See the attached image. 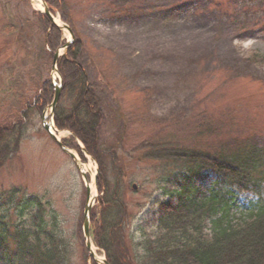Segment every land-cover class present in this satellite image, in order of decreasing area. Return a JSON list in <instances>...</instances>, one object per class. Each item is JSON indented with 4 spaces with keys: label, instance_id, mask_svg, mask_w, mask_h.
Listing matches in <instances>:
<instances>
[{
    "label": "rangeland",
    "instance_id": "1",
    "mask_svg": "<svg viewBox=\"0 0 264 264\" xmlns=\"http://www.w3.org/2000/svg\"><path fill=\"white\" fill-rule=\"evenodd\" d=\"M223 1L63 0L55 12L54 17L65 21L84 43L80 63L104 116L101 145L122 140V147L116 148L119 169L125 174L120 198L131 216L127 235L136 243L154 224L153 200L163 192L159 170L150 162L137 161L140 153L133 149L138 140L152 135L155 122L188 116L197 101L217 125L231 121L239 131H249L245 127L250 125L254 141L264 146V0ZM40 11L34 0H0V129L6 126L13 136L21 134L18 152L0 166V221L30 229L40 208L45 232L65 240L66 264H92L81 228L86 204L83 179L42 130L48 108L41 111L33 102L39 85L58 77L51 73L47 33L38 27ZM64 39H69L67 32L61 34V45ZM120 108L129 114L139 111L147 125L137 124L126 135L114 119ZM60 139L82 157L67 133ZM89 159L90 196L96 197L89 234L96 256L105 259L91 233L100 193L94 180L98 166ZM254 200L251 194H240L231 210L233 224L245 217Z\"/></svg>",
    "mask_w": 264,
    "mask_h": 264
},
{
    "label": "trees",
    "instance_id": "2",
    "mask_svg": "<svg viewBox=\"0 0 264 264\" xmlns=\"http://www.w3.org/2000/svg\"><path fill=\"white\" fill-rule=\"evenodd\" d=\"M43 1L53 12L63 7V0ZM36 16L39 29L47 33L46 46L54 53L61 46V32L44 15ZM83 49V41L77 39L58 63L62 94L53 118L55 127L72 133L98 165L102 195L99 212L91 215V233L107 264H264V146L254 141L250 125L245 127L249 131H239L231 121L217 125L197 101L190 115L155 122L152 135L132 146L140 153L137 161L159 170L163 192L153 200L154 224L143 230L142 241L129 238L131 216L121 200L125 174L116 154L122 140L108 147L100 143L104 116L80 63ZM37 91L40 95L35 93L33 102L42 111L51 103L53 86L45 81ZM114 119L126 135L148 121L139 111L129 114L121 108L114 111ZM13 133L6 126L0 129V166L18 152L21 134ZM240 194H251L255 200L245 217L233 224L231 210ZM31 224L27 229L0 221V264H66L65 240L45 232L40 208Z\"/></svg>",
    "mask_w": 264,
    "mask_h": 264
},
{
    "label": "water",
    "instance_id": "3",
    "mask_svg": "<svg viewBox=\"0 0 264 264\" xmlns=\"http://www.w3.org/2000/svg\"><path fill=\"white\" fill-rule=\"evenodd\" d=\"M42 6H43V14L53 23V25L57 26L60 30H66L69 34H70V38L71 41H73V36L69 30V28L64 25V24H60V25H56V23L54 22V18L52 17V15L50 14L47 6L45 5V3L41 0ZM71 42L67 43L64 48L67 49L70 46ZM60 57V54L58 53V51L56 53H54L53 55V62H52V72H56V63L58 62V59ZM60 94H61V82L58 86H54V96L52 99V103L50 105V112L51 115L53 114V110L56 106V104L59 101L60 98ZM51 126L53 127V125L51 124ZM44 129L49 133L50 137L52 139H54L57 144L59 145V147L61 148V150L66 153L67 155H69L74 162L76 163V165L79 167L80 164L78 163L77 159L74 157V155L72 153H70V151H68L65 147L62 146V144L58 141V139L56 138V136L52 133L49 132V126L48 125H44ZM55 131V130H54ZM82 177L85 179V175L84 173H81ZM135 188V187H133ZM89 188L86 184V205L84 207V211H83V221H82V227H83V235H84V240H85V247L86 250L88 252V256L89 257H94V255L92 254L91 251V241H90V236H89V214L91 211V207H92V203H93V198L89 199ZM94 261L96 262V260L94 259ZM103 263L106 264V262L103 260Z\"/></svg>",
    "mask_w": 264,
    "mask_h": 264
},
{
    "label": "bare ground",
    "instance_id": "4",
    "mask_svg": "<svg viewBox=\"0 0 264 264\" xmlns=\"http://www.w3.org/2000/svg\"><path fill=\"white\" fill-rule=\"evenodd\" d=\"M34 6L38 9V10H42V3L40 0H34ZM55 19V22H58V18H54ZM51 132H53V130L51 129ZM66 133H58L56 134L58 137H62L64 136ZM92 166H91V161L90 159L87 160V163L83 166V171L85 172H89L90 173V170H91ZM90 186V189H92L91 185ZM92 253L95 255V250L94 248L92 247Z\"/></svg>",
    "mask_w": 264,
    "mask_h": 264
}]
</instances>
